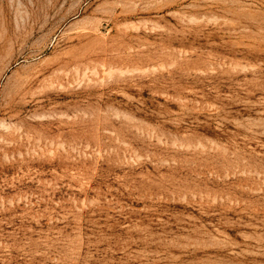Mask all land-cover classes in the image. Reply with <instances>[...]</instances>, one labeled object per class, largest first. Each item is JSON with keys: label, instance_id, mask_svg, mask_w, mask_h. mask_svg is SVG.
<instances>
[{"label": "rangeland", "instance_id": "obj_1", "mask_svg": "<svg viewBox=\"0 0 264 264\" xmlns=\"http://www.w3.org/2000/svg\"><path fill=\"white\" fill-rule=\"evenodd\" d=\"M0 264H264V0H0Z\"/></svg>", "mask_w": 264, "mask_h": 264}]
</instances>
